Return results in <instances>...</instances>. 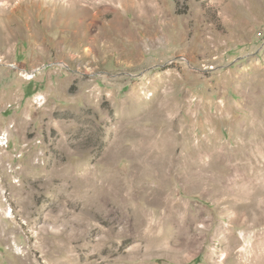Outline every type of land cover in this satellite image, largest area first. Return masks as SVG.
<instances>
[{
    "label": "rangeland",
    "instance_id": "obj_1",
    "mask_svg": "<svg viewBox=\"0 0 264 264\" xmlns=\"http://www.w3.org/2000/svg\"><path fill=\"white\" fill-rule=\"evenodd\" d=\"M0 264H264V0H0Z\"/></svg>",
    "mask_w": 264,
    "mask_h": 264
},
{
    "label": "built area",
    "instance_id": "obj_2",
    "mask_svg": "<svg viewBox=\"0 0 264 264\" xmlns=\"http://www.w3.org/2000/svg\"><path fill=\"white\" fill-rule=\"evenodd\" d=\"M0 143L3 145H6V147L9 146L8 144V134L6 132H3L0 134Z\"/></svg>",
    "mask_w": 264,
    "mask_h": 264
}]
</instances>
